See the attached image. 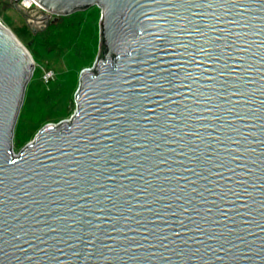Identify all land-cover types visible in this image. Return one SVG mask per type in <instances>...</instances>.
<instances>
[{
    "label": "water",
    "instance_id": "1",
    "mask_svg": "<svg viewBox=\"0 0 264 264\" xmlns=\"http://www.w3.org/2000/svg\"><path fill=\"white\" fill-rule=\"evenodd\" d=\"M33 1L99 6V51L16 153L36 65L0 21V264H264V0Z\"/></svg>",
    "mask_w": 264,
    "mask_h": 264
},
{
    "label": "rangeland",
    "instance_id": "2",
    "mask_svg": "<svg viewBox=\"0 0 264 264\" xmlns=\"http://www.w3.org/2000/svg\"><path fill=\"white\" fill-rule=\"evenodd\" d=\"M22 6L30 17L15 8L14 0H0V21L27 46L36 65L14 129L13 149L16 153L33 140L46 123H57L75 112L80 72L94 64L100 42L101 8L97 5L60 16V23L64 21L67 26L68 38L65 41L60 38L57 43H48L42 38L53 22L33 19L40 14ZM40 66L56 72L55 79L49 84L42 81ZM48 90H51V98L44 101L42 95Z\"/></svg>",
    "mask_w": 264,
    "mask_h": 264
},
{
    "label": "trees",
    "instance_id": "3",
    "mask_svg": "<svg viewBox=\"0 0 264 264\" xmlns=\"http://www.w3.org/2000/svg\"><path fill=\"white\" fill-rule=\"evenodd\" d=\"M60 20L61 19L56 21V23L53 22L51 24L50 28H48V30L42 34V38L43 37L46 38V41L48 43L50 41H52L53 43H57V41H59L60 38H62L63 41H65V39L68 38V36L66 34L67 33V31H66L67 26L64 24V21H62L60 23ZM61 27H62V30H61ZM38 71H40V69H38ZM42 96H43V98H41L42 100L48 101L51 98V90L45 91Z\"/></svg>",
    "mask_w": 264,
    "mask_h": 264
},
{
    "label": "built area",
    "instance_id": "4",
    "mask_svg": "<svg viewBox=\"0 0 264 264\" xmlns=\"http://www.w3.org/2000/svg\"><path fill=\"white\" fill-rule=\"evenodd\" d=\"M24 0L21 1V5H23ZM30 9L34 10L36 13L43 15L45 12L37 3L32 1ZM41 67V79L45 84H49L51 81H53L56 77V72L51 68H46L44 66Z\"/></svg>",
    "mask_w": 264,
    "mask_h": 264
},
{
    "label": "bare ground",
    "instance_id": "5",
    "mask_svg": "<svg viewBox=\"0 0 264 264\" xmlns=\"http://www.w3.org/2000/svg\"><path fill=\"white\" fill-rule=\"evenodd\" d=\"M32 1H33V0H24L23 5H24L25 7H30Z\"/></svg>",
    "mask_w": 264,
    "mask_h": 264
}]
</instances>
